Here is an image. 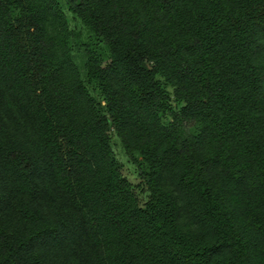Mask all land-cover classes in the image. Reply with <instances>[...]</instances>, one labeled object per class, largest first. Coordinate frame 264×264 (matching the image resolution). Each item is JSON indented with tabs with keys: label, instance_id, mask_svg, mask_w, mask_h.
I'll use <instances>...</instances> for the list:
<instances>
[{
	"label": "trees",
	"instance_id": "1",
	"mask_svg": "<svg viewBox=\"0 0 264 264\" xmlns=\"http://www.w3.org/2000/svg\"><path fill=\"white\" fill-rule=\"evenodd\" d=\"M0 264H264V0H0Z\"/></svg>",
	"mask_w": 264,
	"mask_h": 264
},
{
	"label": "rangeland",
	"instance_id": "2",
	"mask_svg": "<svg viewBox=\"0 0 264 264\" xmlns=\"http://www.w3.org/2000/svg\"><path fill=\"white\" fill-rule=\"evenodd\" d=\"M66 15L72 29L80 30L82 29V25L80 21L70 12L66 10ZM112 148L115 154L116 159L122 165L123 173L126 177L130 178L131 180L137 179V170L136 167L131 163L126 151L123 148L121 140L117 136V134L112 131Z\"/></svg>",
	"mask_w": 264,
	"mask_h": 264
}]
</instances>
